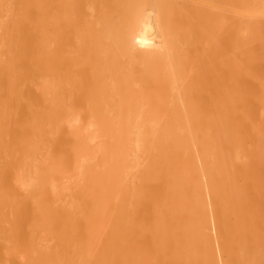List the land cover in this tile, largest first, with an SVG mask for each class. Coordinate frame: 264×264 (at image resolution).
I'll return each instance as SVG.
<instances>
[{
  "label": "bare ground",
  "instance_id": "1",
  "mask_svg": "<svg viewBox=\"0 0 264 264\" xmlns=\"http://www.w3.org/2000/svg\"><path fill=\"white\" fill-rule=\"evenodd\" d=\"M135 1L0 26V264L264 258V0Z\"/></svg>",
  "mask_w": 264,
  "mask_h": 264
},
{
  "label": "rangeland",
  "instance_id": "2",
  "mask_svg": "<svg viewBox=\"0 0 264 264\" xmlns=\"http://www.w3.org/2000/svg\"><path fill=\"white\" fill-rule=\"evenodd\" d=\"M3 1H4V0H3ZM3 1L0 0V3L3 2ZM10 1H12V0H6V1H4V2H7V4L4 3V5H3V4L0 5V16H1V17H0V18H1L0 21L2 22V23H0V26H1V27H4V24H5L6 22L9 23V21H10V19H11V15H13V12L11 13V11H12L11 9H13V11L16 10V9L13 7V4H12V3L16 2V6H15V7L17 8V5H19V4H17V3H19L20 0H16V1L13 0L12 3H10ZM88 1H89V0H88ZM140 1H141V0H136V1L134 2L135 7L138 8V9L135 8L136 10H142V8L144 7V4H143L144 1H141V2H140ZM149 1H150V0H149ZM149 1L147 0L148 3H149ZM166 1H170V0H166ZM201 1H202V2H201ZM207 1H208V0H206V1L198 0V2H197V0H190V1H189V0H187V1L184 0V2H187V3L191 2V6H193V7H194V6H203V7H204V5H205L204 8H207V7H208V8H210V9H213V8L217 7V8L214 9L215 11H216L217 9H221V8L223 7V5L221 6V5L218 4V3H214V0H213V2H211L212 0H211V1L209 0L210 2H207ZM137 2H139V3H137ZM147 2H146V3H147ZM163 2H164V1H163ZM173 2L180 3V2H182V0H174ZM192 2H194L195 5H194ZM205 2H206V3H205ZM89 3L91 4V0H90ZM141 3H142L143 5H142ZM146 3H145V4H146ZM148 3H147V4H148ZM200 3H201V4H200ZM203 3H205V4L203 5ZM90 4H89V5H90ZM134 4H133V5H134ZM147 4H146V5H147ZM151 4H153V0L151 1L150 5L148 4V5H149L148 8H150V9L152 8ZM210 4H211V5H210ZM215 4H216V5H215ZM9 5H10V6H9ZM133 5H132V7L134 8ZM189 5H190V3H189ZM208 5H209V6H208ZM212 5H214L213 8H212ZM11 6H12V8H11ZM150 6H151V7H150ZM206 6H207V7H206ZM220 6H221V7H220ZM90 7H91V6H90ZM145 8H147V6H146ZM147 10H148V9H147ZM2 11L5 12V13H3ZM6 11H7V13H6ZM150 11H151V12H150V16H151V18H152V15H151V14H152L153 9L150 10ZM218 11H219V10H218ZM218 11H217V12H218ZM14 12L16 13L17 11H14ZM148 12H149V11H148ZM91 13H93L92 15L95 16V12H91ZM3 15H4V17H6V18H4ZM14 15H16V14H14ZM14 15H13L12 19L15 21V19H14ZM9 16H10V18H9ZM150 16H149V17H150ZM3 18H4V19H3ZM15 18H16V17H15ZM6 19H7V20H6ZM8 19H9V20H8ZM12 19H11V21H12ZM3 20H4V21L6 20V21L4 22ZM11 21H10V22H11ZM12 22H13V21H12ZM8 23L5 24V26L8 25L9 27H11V24H13L14 22L11 23V24H8ZM8 26H6V27H8ZM1 27H0V28H1ZM9 27H8L7 30H9ZM3 30H4V31H3ZM3 30H2V28L0 29V55H1V56H0V65H1V64H4V60H5V58L7 57V55H6V54H8V53H7V49H6L7 46H6L5 44H7V42L10 40V39L8 38L6 42L3 41L4 39H6V38H5V37H6V36H5L6 34L4 35V33H5V29L3 28ZM6 33H7V32H6ZM7 35H8V37H9V35H10L9 32L7 33ZM1 36H2V37H1ZM10 37H11V36H10ZM4 42H5V43H4ZM3 46H5V47H3ZM7 48H8V47H7ZM2 52H3L4 54H3ZM5 52H6V53H5ZM5 55H6V56H5ZM1 66H2V65H1ZM1 66H0V67H1ZM177 71H178V72H177ZM177 71H176V75H178L177 78L180 79L181 76H182L183 74H181L179 71H182V70H177ZM179 73L181 74V76H180ZM179 76H180V78H179ZM225 232H226V230H225ZM225 232H224V233L222 232V233H223V236H224ZM228 236H229V235H228ZM241 236H242L241 241L237 244V246L239 245V248H240L241 250H239V248L236 247V248L239 250V251H238V250H236L235 247H233V246H234V242H236V241H235V239L231 240L230 237L227 238V239L225 238V239H226V242H228V243H227L228 247H233V248H235L234 251L236 250V251L240 252V254L243 253V252L246 254L250 248H251V251L254 250V249H252V248L255 247V243H254V242H250V241H248V239L246 238L245 234H243V235H241ZM224 237H225V236H224ZM227 240H228V241H227ZM229 241H230V242H233V243H229ZM232 244H233V245H232ZM235 244H236V243H235ZM230 245H232V246H230ZM251 245H252V246H251ZM246 246H247L248 248H246ZM249 247H250V248H249ZM242 249H244V250H242ZM246 249H247V251H246ZM244 253H243V254H244ZM252 253H253V251H252ZM245 254H244V255L241 254L240 256L245 257V256H246ZM225 255H226V256H225ZM237 255L239 256V254H237ZM227 256H228L227 254H223V257H224L225 261H228V262L230 261L229 263H231V264H234V263L238 264V263H240L241 261H243V259H244V261H243L242 263L245 262V258H242V259H241L240 256H239V257H240L241 261H236V262H235L234 259H232L230 256H229V257H227ZM226 257H227V258H226ZM228 258H229V259H228ZM238 259H239V258H238ZM240 259H239V260H240ZM255 259H256V260L258 259V261H259V262L257 261L258 263H256V264H261V263H262L261 260H264V258H262V259L255 258ZM260 261H261V262H260ZM253 262H256V261H254V259H253L252 262H251L250 264H252ZM263 263H264V261H263ZM244 264H248V263H244ZM253 264H255V263H253Z\"/></svg>",
  "mask_w": 264,
  "mask_h": 264
}]
</instances>
